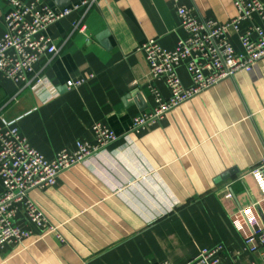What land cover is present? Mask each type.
Masks as SVG:
<instances>
[{
    "label": "crops",
    "instance_id": "obj_1",
    "mask_svg": "<svg viewBox=\"0 0 264 264\" xmlns=\"http://www.w3.org/2000/svg\"><path fill=\"white\" fill-rule=\"evenodd\" d=\"M43 1L63 10L86 0ZM7 2L0 0V39ZM176 6L220 23L236 16L233 0H98L82 21L85 33L74 29L85 9L48 29L59 53L36 66L30 79L42 78L43 84L35 90L0 73V113L8 120L23 117L22 135L46 159L75 152L78 143L94 145L96 124L121 137L64 172L54 187L30 193L47 228L27 225L20 209L18 225L31 235L1 249L0 264H189L216 247H223L226 264L256 259L230 216L262 197L249 173L264 160V59L149 131L129 135L133 119L153 105L148 65L138 50L156 40L172 51L185 38ZM106 31L109 49L98 40ZM178 74L189 87L185 68ZM79 80L86 83L70 87ZM156 86L169 99L165 84ZM134 92L147 109L125 101ZM232 170L229 180L216 182Z\"/></svg>",
    "mask_w": 264,
    "mask_h": 264
},
{
    "label": "built area",
    "instance_id": "obj_2",
    "mask_svg": "<svg viewBox=\"0 0 264 264\" xmlns=\"http://www.w3.org/2000/svg\"><path fill=\"white\" fill-rule=\"evenodd\" d=\"M233 4L236 16L226 23L199 19L191 10L176 6L185 38L172 51L163 49L156 40H150L138 50L145 55L148 65L147 88L153 105L133 119L129 135L149 131L181 105L240 73H251L264 59V0H233ZM97 5L98 0H86L80 6L54 10L43 0L29 3L8 0L3 17L5 33L0 39L1 75L18 87L35 90L43 84L42 78L30 79L36 66L43 57L49 62L59 53L47 34L48 29L85 9V15L74 24V29L83 34L82 21ZM235 40L240 50L236 49ZM181 67L190 77L189 87L178 74ZM160 82L167 87L169 99L159 92L156 84ZM85 83L86 80H79L70 87L77 89ZM22 118L8 120L0 113V250L21 245L31 235V231L18 225L20 209L27 225L47 228L46 215L29 197L33 190L54 187L64 172L84 164L121 139L107 127L96 124L94 145L78 143L75 152L61 151L48 160L22 135L18 127ZM249 175L262 197L233 213L230 221L245 250L256 257L250 264H264V160ZM189 264H226L224 249L205 250Z\"/></svg>",
    "mask_w": 264,
    "mask_h": 264
},
{
    "label": "water",
    "instance_id": "obj_3",
    "mask_svg": "<svg viewBox=\"0 0 264 264\" xmlns=\"http://www.w3.org/2000/svg\"><path fill=\"white\" fill-rule=\"evenodd\" d=\"M108 37H109V32H104L102 35H100V37L98 38V40L102 41L103 43V46L106 48V49H109L110 48V43L108 41ZM125 101L127 103L129 102H133V103H136L137 105L141 104L144 106V109H147V105H146V102H145V99L142 95H140L139 93L137 92H134L130 95H128L126 98H125ZM234 174H236V171L235 170H232L226 174H224L220 179H218L216 182H221V181H227L229 180Z\"/></svg>",
    "mask_w": 264,
    "mask_h": 264
}]
</instances>
